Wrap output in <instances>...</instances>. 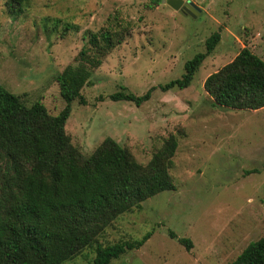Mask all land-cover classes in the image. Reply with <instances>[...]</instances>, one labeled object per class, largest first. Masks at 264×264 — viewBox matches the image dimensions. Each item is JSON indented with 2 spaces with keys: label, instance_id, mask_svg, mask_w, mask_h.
<instances>
[{
  "label": "rangeland",
  "instance_id": "obj_1",
  "mask_svg": "<svg viewBox=\"0 0 264 264\" xmlns=\"http://www.w3.org/2000/svg\"><path fill=\"white\" fill-rule=\"evenodd\" d=\"M165 1L25 0L22 12L11 14L10 0H0V84L56 116L67 106L58 75L91 47L87 34L110 30L120 43L82 90L85 103L72 104L66 131L73 145L89 157L111 138L142 165L170 136L179 145L171 170L176 190L119 217L99 242L153 232L141 249L111 264H229L264 238V109L214 106L204 84L243 48L264 60V0H185L201 9L195 15ZM66 24L77 31L65 33ZM217 32L221 42L189 88H159L181 79L186 63ZM151 88V100L140 107L110 99ZM182 238L192 241L190 251ZM95 256V247L88 248L63 264H93Z\"/></svg>",
  "mask_w": 264,
  "mask_h": 264
},
{
  "label": "trees",
  "instance_id": "obj_2",
  "mask_svg": "<svg viewBox=\"0 0 264 264\" xmlns=\"http://www.w3.org/2000/svg\"><path fill=\"white\" fill-rule=\"evenodd\" d=\"M24 1L10 0V13L22 12ZM77 29L66 24L64 31ZM87 37L91 47L57 77L67 102L58 115H51L40 101L27 105L22 96L0 84V264H63L94 247L93 264H111L128 251L141 249L153 232L102 245L99 239L105 231L122 215L141 210L150 198L176 190L171 170L179 144L174 135L147 165L138 163L130 150L111 138L89 157L73 145L66 131L72 104L85 103L82 90L120 43L110 30ZM220 42L219 32L211 35L205 52L186 63L183 77L159 88L164 92L189 88ZM204 88L214 106L262 110L264 60L243 48L231 63L206 79ZM154 90L139 97L117 92L110 99L140 107L151 100ZM170 237L177 236L170 232ZM179 242L189 251L193 248L188 238ZM229 264H264V238L250 243Z\"/></svg>",
  "mask_w": 264,
  "mask_h": 264
},
{
  "label": "water",
  "instance_id": "obj_3",
  "mask_svg": "<svg viewBox=\"0 0 264 264\" xmlns=\"http://www.w3.org/2000/svg\"><path fill=\"white\" fill-rule=\"evenodd\" d=\"M170 7L176 11H183L189 15H195L201 12V9L193 2H186L185 0H167L165 1Z\"/></svg>",
  "mask_w": 264,
  "mask_h": 264
},
{
  "label": "flooded vegetation",
  "instance_id": "obj_4",
  "mask_svg": "<svg viewBox=\"0 0 264 264\" xmlns=\"http://www.w3.org/2000/svg\"><path fill=\"white\" fill-rule=\"evenodd\" d=\"M182 13H184L183 11H181ZM186 14V13H185Z\"/></svg>",
  "mask_w": 264,
  "mask_h": 264
}]
</instances>
